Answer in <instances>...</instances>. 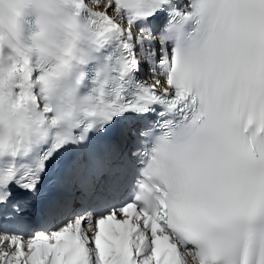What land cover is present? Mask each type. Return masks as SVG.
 <instances>
[{
	"label": "snow or ice",
	"instance_id": "6c2138e0",
	"mask_svg": "<svg viewBox=\"0 0 264 264\" xmlns=\"http://www.w3.org/2000/svg\"><path fill=\"white\" fill-rule=\"evenodd\" d=\"M23 2L0 0V264H264V0H62L86 44L56 57Z\"/></svg>",
	"mask_w": 264,
	"mask_h": 264
},
{
	"label": "clouds",
	"instance_id": "9594fccd",
	"mask_svg": "<svg viewBox=\"0 0 264 264\" xmlns=\"http://www.w3.org/2000/svg\"><path fill=\"white\" fill-rule=\"evenodd\" d=\"M21 32L28 47L38 44L46 48L54 57L63 53L69 40L74 47H84L83 35L71 37L68 24L71 20V9L62 0H24L20 6ZM43 23V29H41Z\"/></svg>",
	"mask_w": 264,
	"mask_h": 264
},
{
	"label": "bare ground",
	"instance_id": "6f19581e",
	"mask_svg": "<svg viewBox=\"0 0 264 264\" xmlns=\"http://www.w3.org/2000/svg\"><path fill=\"white\" fill-rule=\"evenodd\" d=\"M103 2H106V0H103ZM87 3V2H86ZM91 3H95V0H91L90 1V4ZM89 4V3H88ZM90 4H89V7H91L90 6ZM113 7H114V5H113ZM93 8V10H103V8L101 7V8H95V7H92ZM109 15H111V12L109 13ZM125 26H126V21H125ZM137 31V29H133V32L135 33ZM144 66H145V64L144 65H142V70H141V73L142 74H144V76L149 80V81H151V78L149 77V75H148V70H146L145 68H144ZM147 67H148V65H147ZM2 236H3V234H0V238H2ZM5 250H7V249H5ZM26 250V249H25Z\"/></svg>",
	"mask_w": 264,
	"mask_h": 264
},
{
	"label": "rangeland",
	"instance_id": "374dc122",
	"mask_svg": "<svg viewBox=\"0 0 264 264\" xmlns=\"http://www.w3.org/2000/svg\"><path fill=\"white\" fill-rule=\"evenodd\" d=\"M90 1H91V0H86L87 4H88V3L90 4ZM89 4H88V6H89ZM91 5H92V6H91ZM90 6H91V7H95V3H91ZM95 8H97V7H95ZM99 8H101V7H99ZM146 70H148V67H147Z\"/></svg>",
	"mask_w": 264,
	"mask_h": 264
}]
</instances>
